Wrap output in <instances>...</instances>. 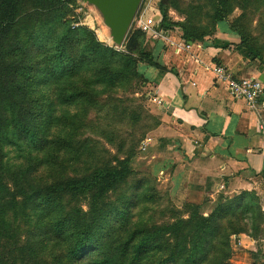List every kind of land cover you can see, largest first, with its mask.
Returning a JSON list of instances; mask_svg holds the SVG:
<instances>
[{
  "label": "rangeland",
  "instance_id": "1",
  "mask_svg": "<svg viewBox=\"0 0 264 264\" xmlns=\"http://www.w3.org/2000/svg\"><path fill=\"white\" fill-rule=\"evenodd\" d=\"M2 7H5L4 0H0V13ZM164 11L170 22L206 33L207 38H212L218 30L232 33L240 45L244 42L257 49L264 61V0H143L121 47L114 45L101 14L89 4L77 0H19L13 27L6 35V46L0 45V51H5V48L9 50L11 63H19L21 57L29 55L31 47L37 43V51L29 55V61L41 73H51L52 69L46 59L52 51H49L51 46L45 43L49 39L51 41L52 37L59 38L66 27L78 34L84 32L78 41L76 54L90 48L92 56L88 60L91 66L77 70L76 79L67 81L68 85L72 83L69 89L83 85L86 75L91 76L88 77L90 79L99 76L101 66L106 63H111L115 66L114 71L119 69L126 76L122 82H117L116 89L98 86L90 98L76 103H69L64 96L56 98V92L61 91L60 86L66 82L51 85L49 89L55 111L45 139L41 137L35 149L23 138L18 139L17 144L4 147L0 182H3L7 192L4 190L0 194V264L120 263L119 254L113 251L120 243L116 240L110 245L111 251L108 249V254L102 255L99 251L90 250L74 259L70 255L66 256L63 252L66 247L50 241L48 228L51 210L57 212L51 218L54 222L56 219L65 220L73 228L78 226L79 230L88 229L84 225L89 226L91 240L109 234L121 225L120 221L125 217L130 223L126 228L129 231L136 226L162 227L173 224L182 218L189 219V214L194 212L189 206L179 205V209L171 203L167 194L168 186H162L148 174L143 164L146 162L141 150L143 142L156 121L147 103L149 92L145 80L141 76L133 77L140 63L127 65L123 59L117 62L104 58L98 49V45H103L120 55L138 59L136 49L140 46V40L134 45L130 43V39L141 32L138 22L146 14L153 17L160 14L162 23ZM3 28L5 25H0V31ZM176 29L181 30L179 27L169 30L177 32ZM100 34H104L107 39H101ZM142 34L146 43V34ZM15 44H20L21 48L15 47ZM41 90H46V86H41ZM36 97L39 98L38 95ZM60 100L66 102L60 103ZM40 104L43 105V102ZM127 158H130L134 174L115 189L102 193L97 172L107 167H117L119 161ZM79 179H89L87 188L91 190L87 194H72L60 189L54 191L57 186ZM23 180H29L25 182L28 191L42 195L40 200L44 203H22L20 187ZM247 201L250 202L249 199ZM249 206L242 208L240 213L239 209H235L239 215L238 221H235L236 216L229 215L223 217L224 221L216 227L217 235L225 225L246 224L252 231L253 237L249 236L250 239L246 238L248 234L241 233L226 241L231 252L227 264H264L262 200ZM216 207L217 204L208 202L198 214L208 217ZM122 211L126 214H122ZM231 229L232 226L229 231ZM124 231L120 232L123 236L128 234ZM185 237L180 234L175 240L171 235L164 238L167 242L163 239L152 242L146 254L148 261L163 259L169 254L171 246L177 252L188 248ZM180 238L182 241H177ZM216 238L218 242L216 244L215 241L212 246L214 256L223 249L222 237ZM36 240L39 243H33ZM92 243L97 244L94 240Z\"/></svg>",
  "mask_w": 264,
  "mask_h": 264
},
{
  "label": "crops",
  "instance_id": "2",
  "mask_svg": "<svg viewBox=\"0 0 264 264\" xmlns=\"http://www.w3.org/2000/svg\"><path fill=\"white\" fill-rule=\"evenodd\" d=\"M142 18L157 24L156 33L143 32L144 49L164 68H137L156 121L141 149L148 174L168 186L177 208L219 205L243 193H254L264 207V96L252 108L235 100L217 74L223 69L264 84V61L232 33L187 41L182 30H163L160 14Z\"/></svg>",
  "mask_w": 264,
  "mask_h": 264
},
{
  "label": "trees",
  "instance_id": "3",
  "mask_svg": "<svg viewBox=\"0 0 264 264\" xmlns=\"http://www.w3.org/2000/svg\"><path fill=\"white\" fill-rule=\"evenodd\" d=\"M4 2L5 7L1 8L0 13V25L1 27L5 25V28L0 31V45L3 44L6 46V35L10 28L13 27V18L17 11L19 0H4ZM162 14L163 20L161 26L163 30L179 27L183 32V37L187 41L196 42L207 39L208 35L206 33L196 32L185 25L172 23L168 20L165 11L162 12ZM141 32H138L136 36L130 39V43L133 45L140 40V46L136 49V56L138 59L120 55L103 45H98V49L101 50L104 58L107 57L117 62L123 59L127 65L132 63H146L159 69H164L155 62L152 54L145 52V37L142 34L143 32ZM83 35L84 32L82 31L78 34L65 27L63 32L59 34V38L52 37L51 41L49 39V41L45 43L46 46H51L49 51L52 52L49 53L46 59L52 69L51 73H41L36 65L29 61V55L31 56V54L37 51L35 48V46H38L37 43L33 44L29 55H25L24 58L21 57L20 62L17 64L11 63L12 58H9V50L7 48H5V51L4 49L0 51V166H2L4 147L6 145L17 144V142L23 138L30 142L32 149H35L39 139L41 137L45 139L48 135L49 126L54 120L53 115L55 111V104L51 101L52 93L49 89L51 85H62L66 82V84L62 86L58 85L62 89L56 92V98L59 99V97L64 96L69 103L72 101L76 103L78 100L90 98L92 95L91 93H94V90L98 86L101 88L104 87L105 89H116L117 82H122L124 80L123 77L126 76L125 73L119 72V69L114 71L115 66L111 63H106L101 66L99 76H94L93 79H90L88 77L91 76L86 75V79L83 80V85L73 90L69 89L72 83L68 85L67 81L76 79V71L80 70L82 67H87L88 69V67L91 66L88 62L92 57L90 48L83 49L84 51L79 55L75 52L76 48L79 47L78 41ZM56 40L58 43H56ZM242 46H244L255 58L261 59V55L257 49L255 50L251 45L245 44L244 42ZM15 47L21 48V45L15 44ZM45 49L48 50V48ZM16 55L18 56L19 54ZM133 77H140V75L135 71ZM43 85L46 86V90L40 91V87ZM62 91H64L63 95ZM36 95H38L39 98L36 97ZM41 102H43V105L40 104ZM59 102L64 103L66 101L60 100ZM118 164L117 167H107L97 172L102 193H107V191L115 189L120 183L126 181L134 174V170L130 166V158L119 161ZM88 180L89 179H79L69 181L63 185L57 186V189L55 188L54 191L60 189L72 194H87L91 190L87 188ZM28 181L23 180V184L20 187V191L22 192V194H20L23 198L22 203L24 205L25 203H33V201L41 204L44 203V201L40 200V196L42 195H36L28 191L29 188L25 185V182ZM4 190L7 192L3 182H0V194ZM247 199H249L250 202L247 201ZM253 202H259V199L254 193H243L233 200H227L217 205L214 212L208 217L198 214V211L202 209L201 206L187 205L194 209V212L189 214V219L182 218L173 224L162 227L136 226V228L130 229L129 231L128 229L126 230V228L130 223L125 217L121 219V225L115 228L117 230L112 229L109 234L100 236L99 239L96 238L97 240L93 239L95 243H97L95 245H93V240L89 237V226L84 225V227H88V229L79 230L78 226L73 228L72 225L67 224L65 220L59 221L56 219L55 222L51 220V218L56 215V210H51L52 217L50 216L48 231L49 234H51L50 241H56L59 245H62V247H66L63 252L66 253V256L70 255L73 259L87 254L90 250L95 252L99 251L102 255L105 253L108 254L110 245L116 240L120 243L113 251H117L116 254H119V264H153L155 261L156 264H227L231 252L226 241H228L231 236L241 233H246L248 236L253 237L251 234L252 231L248 225L244 223V225H225L222 227V232L217 235L215 232L216 227L219 225V222L224 221L223 217L227 218L229 215L236 216L235 221H238L239 218L237 216L239 215L235 212V209H239L238 212L240 213L242 212V208L244 209L249 204V207H251ZM123 212L124 211L121 213L123 214ZM247 212H249V209ZM124 213L126 214V212ZM214 223H217V225L214 226ZM231 226L232 229L229 231ZM122 229H125L124 232H128V234L125 236H123L124 234L121 235L120 232L123 231ZM180 234L186 236L185 244L188 248L181 252H177L173 249V246H171L169 248V254L163 259L160 257L161 259L159 260L153 259L148 261L146 254L152 242L158 239H163L167 242L164 238L171 237V235H173L176 240ZM217 236L222 237L223 244L221 242V245L223 249L220 250L217 256H214V247L212 246ZM177 241H182V238ZM217 242L218 241H216V244ZM33 243L37 244L39 240ZM109 250L111 251V249Z\"/></svg>",
  "mask_w": 264,
  "mask_h": 264
},
{
  "label": "water",
  "instance_id": "4",
  "mask_svg": "<svg viewBox=\"0 0 264 264\" xmlns=\"http://www.w3.org/2000/svg\"><path fill=\"white\" fill-rule=\"evenodd\" d=\"M95 7L110 30L112 42L121 47L129 34L143 0H77ZM161 29V28H160Z\"/></svg>",
  "mask_w": 264,
  "mask_h": 264
},
{
  "label": "built area",
  "instance_id": "5",
  "mask_svg": "<svg viewBox=\"0 0 264 264\" xmlns=\"http://www.w3.org/2000/svg\"><path fill=\"white\" fill-rule=\"evenodd\" d=\"M139 29L144 33L157 32V24L153 19H140ZM218 79L225 81L229 85V91L235 100H242L255 108L264 96V84L258 79H236L223 72V69L217 70Z\"/></svg>",
  "mask_w": 264,
  "mask_h": 264
},
{
  "label": "bare ground",
  "instance_id": "6",
  "mask_svg": "<svg viewBox=\"0 0 264 264\" xmlns=\"http://www.w3.org/2000/svg\"><path fill=\"white\" fill-rule=\"evenodd\" d=\"M100 38H101V39H103V38H104V39H107V38L104 36V34H100Z\"/></svg>",
  "mask_w": 264,
  "mask_h": 264
}]
</instances>
